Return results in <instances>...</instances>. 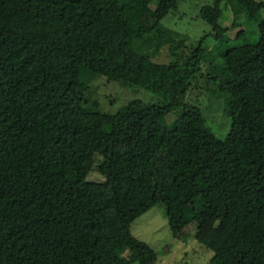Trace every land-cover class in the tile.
I'll list each match as a JSON object with an SVG mask.
<instances>
[{
    "label": "trees",
    "instance_id": "obj_1",
    "mask_svg": "<svg viewBox=\"0 0 264 264\" xmlns=\"http://www.w3.org/2000/svg\"><path fill=\"white\" fill-rule=\"evenodd\" d=\"M223 1L191 45L163 23L179 0H0V264H158L131 231L158 204L175 238L198 224L208 264H264V1L229 0L235 38ZM98 76L163 100L104 111ZM203 77L225 137L186 100Z\"/></svg>",
    "mask_w": 264,
    "mask_h": 264
},
{
    "label": "rangeland",
    "instance_id": "obj_2",
    "mask_svg": "<svg viewBox=\"0 0 264 264\" xmlns=\"http://www.w3.org/2000/svg\"><path fill=\"white\" fill-rule=\"evenodd\" d=\"M213 3L214 0H179L178 7L163 20V23L188 35V43L195 45L205 34L212 31L211 26L200 17V9L202 6ZM222 9L223 26L229 28L226 36L235 38L242 27L231 28L233 14L229 0L223 1ZM244 28L254 30L256 26L244 25ZM210 44L213 42L210 41ZM167 55L168 51L164 48L155 59L166 61L169 59ZM213 60V55L208 58V62ZM92 86L95 91L94 97L98 99L102 109L111 113L117 112L133 99H142L150 104L163 100L159 94L140 85L126 84L119 80L109 81L104 76L96 77ZM210 89L220 91L222 86H216L206 77L200 78L188 93L186 100L200 105L211 128L219 137H225L230 130L231 119L223 112L222 98L208 92ZM181 111V108H178L169 114L166 118L168 124L174 122ZM99 162L100 160L97 158V163ZM88 179L103 181L105 177L101 175L95 165ZM197 226L198 224L193 222L185 229L182 237L175 238L165 215V207L163 204H158L137 218L132 223L131 231L135 237L147 242L157 252L158 264H208L214 252L200 244L195 238Z\"/></svg>",
    "mask_w": 264,
    "mask_h": 264
}]
</instances>
